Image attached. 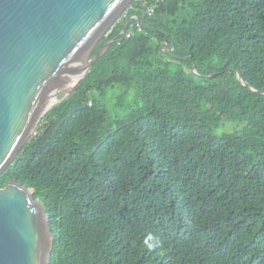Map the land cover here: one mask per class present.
I'll return each instance as SVG.
<instances>
[{
    "label": "trees",
    "instance_id": "obj_1",
    "mask_svg": "<svg viewBox=\"0 0 264 264\" xmlns=\"http://www.w3.org/2000/svg\"><path fill=\"white\" fill-rule=\"evenodd\" d=\"M131 15L141 30L130 18L0 186L45 203L50 264H264V0H134L98 47Z\"/></svg>",
    "mask_w": 264,
    "mask_h": 264
},
{
    "label": "water",
    "instance_id": "obj_2",
    "mask_svg": "<svg viewBox=\"0 0 264 264\" xmlns=\"http://www.w3.org/2000/svg\"><path fill=\"white\" fill-rule=\"evenodd\" d=\"M133 1L0 0V174L36 134L41 117L127 37L129 19L141 22L129 16L120 37L98 47ZM53 246L47 207L34 190L14 179L0 186V264H50Z\"/></svg>",
    "mask_w": 264,
    "mask_h": 264
},
{
    "label": "rangeland",
    "instance_id": "obj_3",
    "mask_svg": "<svg viewBox=\"0 0 264 264\" xmlns=\"http://www.w3.org/2000/svg\"><path fill=\"white\" fill-rule=\"evenodd\" d=\"M121 91L122 89L119 87V85H115V87H111L106 90L105 102L107 104L108 109L110 110L112 114L115 113L116 111V108L114 107V103L117 101V96L119 95V92ZM235 124L236 123H226V125L223 126V130L225 131L234 130Z\"/></svg>",
    "mask_w": 264,
    "mask_h": 264
},
{
    "label": "built area",
    "instance_id": "obj_4",
    "mask_svg": "<svg viewBox=\"0 0 264 264\" xmlns=\"http://www.w3.org/2000/svg\"><path fill=\"white\" fill-rule=\"evenodd\" d=\"M152 12H153V8H150V9L148 10V14L151 15ZM135 26H136L137 30H141V27H142V26H141V24H140L139 22L135 23ZM129 34H130V32H127V36H129Z\"/></svg>",
    "mask_w": 264,
    "mask_h": 264
},
{
    "label": "flooded vegetation",
    "instance_id": "obj_5",
    "mask_svg": "<svg viewBox=\"0 0 264 264\" xmlns=\"http://www.w3.org/2000/svg\"><path fill=\"white\" fill-rule=\"evenodd\" d=\"M144 12H145V9H144Z\"/></svg>",
    "mask_w": 264,
    "mask_h": 264
},
{
    "label": "clouds",
    "instance_id": "obj_6",
    "mask_svg": "<svg viewBox=\"0 0 264 264\" xmlns=\"http://www.w3.org/2000/svg\"><path fill=\"white\" fill-rule=\"evenodd\" d=\"M140 23V22H139Z\"/></svg>",
    "mask_w": 264,
    "mask_h": 264
}]
</instances>
